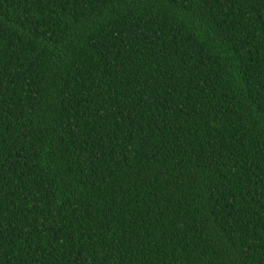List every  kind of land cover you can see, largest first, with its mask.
Wrapping results in <instances>:
<instances>
[{
  "label": "trees",
  "instance_id": "1",
  "mask_svg": "<svg viewBox=\"0 0 264 264\" xmlns=\"http://www.w3.org/2000/svg\"><path fill=\"white\" fill-rule=\"evenodd\" d=\"M0 264H264V0H0Z\"/></svg>",
  "mask_w": 264,
  "mask_h": 264
}]
</instances>
